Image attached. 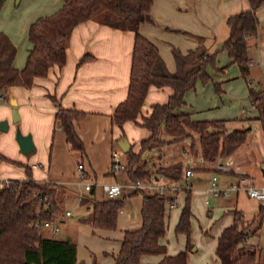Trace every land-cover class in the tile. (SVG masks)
I'll use <instances>...</instances> for the list:
<instances>
[{
    "label": "crops",
    "instance_id": "0c3cea01",
    "mask_svg": "<svg viewBox=\"0 0 264 264\" xmlns=\"http://www.w3.org/2000/svg\"><path fill=\"white\" fill-rule=\"evenodd\" d=\"M11 1L5 0L0 10L2 21L4 24L6 23V26L9 25L7 22L10 20L13 23L16 21L17 30H21L22 34L17 36L10 30V27H4L0 29V32L5 33L16 46L13 66L22 69L31 46L27 38L29 25L40 17L49 16L58 11L63 0H26L27 5L19 12L11 9ZM6 3L11 10L10 13L7 10L4 11ZM247 9V0H151L149 14L152 21L140 23L137 26V32L155 45L165 68L169 72H173L175 68L171 48H175L184 54L196 46V37H199L208 53L216 52V67H222L220 71L207 68L211 80L217 83L220 89V94L216 96L221 98L222 94L227 91V96L235 99L238 93L236 88L239 87L241 96L249 102L246 80L240 76L238 66L231 62L226 53L220 49L228 36L226 19ZM4 17L9 20L5 22ZM255 17L257 20L256 33L253 37L246 39L247 44L251 47L252 55L248 63L247 80L251 86L259 89L264 87V2L255 10ZM132 40V31L112 28L100 24L94 19L86 20L72 29L66 46V61L61 67H51L46 77L34 78L32 85L28 88L17 85L8 89V99L0 100V102L9 101L10 103V99L15 100L21 121V132L31 134L34 150L31 156H27L25 159L16 153L18 145L14 140V131L0 134V155L17 163L13 164L9 161L0 160V180L24 179L27 169L32 178L37 181L54 182L62 185L64 189L62 194L67 197V201L76 197V202H78L79 197L84 195L85 192H81L80 188L84 179L81 178L76 169V156L66 143L64 131L55 121V112L60 106L85 113L81 119L75 122L74 126L83 146L81 162L83 164V176L86 180L92 182L94 187L98 184L100 188L102 183L118 182L122 186L121 194L124 195L130 191L125 173L122 172V175H118V172H111L110 153L122 139H126L127 146L131 145L132 150L135 151L138 142L146 138L148 132L129 121L123 124L121 130L117 125L112 124L110 114L113 107L127 96ZM18 42L21 43L20 46H18ZM84 54H89L91 59L78 65L79 59ZM210 83L200 85V88L207 89V95H209L212 87ZM198 85L196 84L194 88L196 89ZM188 91L183 96L184 105L179 107L176 112L187 113L191 120L200 121L202 119L192 117L193 111L196 112L201 109L206 111L210 108V96L198 102L204 105L193 109L189 103L191 100ZM169 94L170 89L168 87L150 86L144 97L137 121H140L141 116L148 115L151 104L165 102ZM240 112L248 113L249 111L248 109H240ZM10 116L11 108L6 104H0V120L9 121ZM256 117L257 111L252 116H247V119L251 118L257 122L259 120ZM122 135L124 136L122 137ZM163 138L166 140L168 136L165 135ZM3 139L7 145L5 148L1 145ZM238 147L223 158L232 156ZM160 157L158 152L156 154L157 160ZM227 167L229 170L223 172L225 177L219 180L220 186L234 182L237 174L249 176L254 185L264 184L261 181L254 183L246 167L238 162H235L233 167ZM185 169L190 168L181 169L180 179L183 177ZM190 170L192 172V169ZM120 177H125V181L119 180ZM166 180L170 184L167 183L162 186L163 192L171 193L173 201L172 206H169L167 202L164 203V233L158 239V243L165 247V253L163 255H141L139 257L141 263H157L164 255H174L180 251H187L189 256L203 259L198 264H219L214 254V248L220 232L231 222V212L238 211L241 213L239 226L249 223L254 215L261 214L262 209L257 202L247 198L242 191H231L227 195H217L211 193L209 189H204V199L202 200L204 208L208 204L206 196L210 192L213 196L226 198L218 216H222L221 213L226 211L230 214L224 216L220 222L212 223L214 220L211 217L212 212L207 209L205 213L207 218L202 222L203 224L198 226L202 245L199 246L196 240H192L191 247H187L185 235L179 233L182 235L181 238H178L179 241L174 247H171L165 240V231L171 216L174 232V226L184 204L186 192L178 188L176 181ZM197 180L200 181V178L198 177ZM125 187L128 189L127 192H124ZM134 197H136L135 204L137 205L139 201L140 206V196L132 195L130 198ZM174 209L176 210L174 211ZM189 211L190 225V222L195 219L194 209L190 208V205ZM132 216V212H129L128 216L126 211L122 209L117 216V227L112 231L98 230L93 234L87 225H83L84 233L78 230L74 231L71 237L76 243L78 262L92 264L95 260L96 264H113L112 254L119 249L122 232L126 229H134L139 225V218L132 220ZM41 231L51 237L55 236L49 230ZM250 238L254 240L255 235L249 234L246 239L247 243L254 245L253 241L250 243ZM205 250L206 255H204Z\"/></svg>",
    "mask_w": 264,
    "mask_h": 264
},
{
    "label": "trees",
    "instance_id": "16d2710c",
    "mask_svg": "<svg viewBox=\"0 0 264 264\" xmlns=\"http://www.w3.org/2000/svg\"><path fill=\"white\" fill-rule=\"evenodd\" d=\"M4 1L0 0V10ZM263 2L247 0V10L226 19L228 36L220 48L238 66L240 76L246 80L249 102L257 111L256 119L262 123L264 87L255 89L247 80L248 63L252 55L246 39L256 33L255 10ZM150 4L151 0H63L58 11L40 17L29 25L27 38L31 46L22 69L13 66L16 46L5 33L0 32V95H3V99H8L10 87L18 85L28 88L34 78L46 77L51 67H61L66 61L70 33L79 23L94 19L100 24L133 32L127 96L113 107L110 114L112 124L121 130L123 124L129 121L148 132V136L138 142L135 151L130 145L124 152V173L128 182L149 180L152 169L153 178L178 181L181 163L155 167L151 163V151L187 137L186 128L197 134L200 156L207 163L231 154L244 142L247 134L244 127L226 131L222 120H191L187 113L176 112L184 105L185 92L193 89L197 82H211L214 91L219 93V86L211 80L207 68L220 71L222 67H216V52L208 53L201 39L196 37V46L184 54L171 48L175 68L169 72L155 45L137 32L140 23L152 21ZM89 59L91 56L84 54L78 65ZM150 86L168 87L170 94L165 102L151 104L148 115L141 116L138 122L137 117ZM84 115L82 111L60 106L55 112V121L64 131L66 143L76 156L77 164H82L83 146L74 125ZM161 131L169 137L168 140L159 137ZM0 160L12 162L2 155ZM62 190L60 184L33 179L27 169L26 178L9 179V183L0 187V264H84L77 260L76 243L70 235L51 237L35 226L37 221L59 222L57 211ZM131 195L140 196L139 225L122 232L119 249L112 254L113 264H150L141 263L139 257L165 253V247L158 243V239L164 233V203L173 201L171 193L159 194L155 190L130 188L127 194L120 193L115 198L98 200L95 198V187L92 186L80 196L78 205L85 208L87 213L79 221L89 226L93 234L98 230H115L124 200ZM40 197L46 199V206L38 202ZM231 213V222L220 232L214 248L219 264H259L256 245L246 242L249 234L256 235L259 222L255 225L252 219L241 227L238 225L241 213ZM189 216V191H186L174 233L184 234L186 246L190 248ZM67 236L71 238L69 241L66 240ZM186 259V251H180L174 255H164L153 264H185ZM92 264H96L95 260Z\"/></svg>",
    "mask_w": 264,
    "mask_h": 264
},
{
    "label": "rangeland",
    "instance_id": "374dc122",
    "mask_svg": "<svg viewBox=\"0 0 264 264\" xmlns=\"http://www.w3.org/2000/svg\"><path fill=\"white\" fill-rule=\"evenodd\" d=\"M5 2V1H4ZM8 2V1H7ZM25 5H27L26 0H21V2L16 3L15 0L11 1V9L19 12L21 11ZM29 5V4H28ZM7 10L9 13L11 10L8 8V3H6L4 11ZM5 18V17H4ZM9 20L5 18V22ZM9 25L6 26V23L4 24V21H2V15H0V29H3L4 27L9 28L12 30L17 36H20L21 30H17V22L15 23L7 22ZM20 39V37H19ZM21 43L18 42V46H20ZM210 82L206 83H195L199 84L198 87L195 89H190L188 91L189 97L191 102V105L193 109L195 107H201L204 105L203 103H198L201 100L207 99L210 96L211 99V106L206 111L203 109L196 111H193V118L202 119L203 121H216V120H222L224 122V127L226 131L232 130L234 128H240L244 127L247 129V134L244 142L239 145L237 151L233 153L232 156L228 158L219 157L214 160V162L207 163L202 160L200 156V148L198 143V137L197 134L190 129L186 128L185 132L187 133V137L173 141L171 143H167L164 145H161L157 147L155 150L152 149V165L156 166H167L168 164H171L172 162H180L181 163V169L185 167H189L192 169V175L189 180L190 186H185V179L182 177L180 180L176 181V184L180 190L188 191L190 189L189 193V205L190 208L194 209L195 219H193L190 222L189 225V243L192 242V240H196L201 246L202 244V238L200 235V232L198 230V226L203 224L202 222L207 218L205 215L206 210L212 212V223H218L221 220L224 219V216H228L229 212H222V216H218V213L220 215L221 206H223V202L226 199L222 196H213L210 194H207L206 198L208 200V204L203 206L202 200L204 199V189L208 190L210 187V178L212 176H215V184L217 187H224L220 186L219 180L221 178L225 177V173L223 172H214L215 170V164L220 162L222 165L233 167L235 165V162H238L240 165H244L248 172L250 173V176L253 179V182L256 183V181L264 182V177L262 176V170L264 171V122L260 121H253L251 118L247 119V116H252L255 114V109H250L248 100L246 101L245 98L241 96L240 88H236L238 93L235 96V99L229 98L227 96V91H225L222 94L221 98H218L216 95L220 93H216L214 91V88L211 84V89L209 91V95H207L208 91L207 89L200 88V85H205ZM224 89V88H223ZM225 90V89H224ZM9 98L11 96L9 95ZM0 104H6L8 107L12 108L15 107L17 113L18 109L17 106L10 105L9 101H1ZM247 107V108H246ZM240 109H248V113H242L240 112ZM12 115V114H11ZM19 128L21 131V121L17 120L16 122L12 121V117L10 116V120L8 121V130L7 131H0V134H6L10 131H14V140H15V132L16 129ZM165 134L161 131L159 134V137L161 139H164L163 137ZM166 138V140H168ZM16 141V140H15ZM17 143V142H16ZM1 145L5 148L7 147L5 140H1ZM18 145V144H17ZM119 147L117 144L115 148ZM33 152V151H32ZM32 152L28 154H24L20 151L19 147L16 150V153L19 156L24 157L25 159L27 156H31ZM161 155L159 160L156 158V154ZM148 156H151L150 154H146ZM122 158H125L124 152L122 151ZM216 162V160H218ZM25 161V160H24ZM235 161V162H234ZM15 163L16 162H11ZM150 166H152L149 163ZM125 170L118 172L117 174L122 175ZM153 169L151 170V175L149 180L144 181L145 183H149L151 185H155L157 187H162L164 184L169 183L165 178L158 177L156 180L153 178ZM181 177V175H180ZM200 178V181L197 180V178ZM119 180L125 181V177H120ZM174 183V182H172ZM170 184V183H169ZM175 184V183H174ZM81 192H85L83 189V185L80 186ZM189 188V189H188ZM127 192V187L124 188ZM61 202L59 204V208L57 211V220L59 221L60 225V232L58 233L57 237H63L65 235H72V233L76 230L84 233L83 225L80 223V219L83 218V215L87 213V210L84 209L82 206H79V200L76 202V197L71 198V200L67 201V197L64 194L59 193ZM132 196V195H131ZM131 196H127L124 200L123 210L126 211L127 215L129 216V212L133 213L132 220L139 218V201L137 205L135 204V198H130ZM138 196V195H136ZM106 196L101 191L100 186L97 184L95 186V198L100 200L104 199ZM80 199V197H79ZM39 204V203H38ZM176 209H178V206H176ZM174 209V211L176 210ZM70 211V215H65V211ZM171 215V214H170ZM172 217L170 216L168 223V228L165 231V240L169 243L171 247H174L176 242H178V238H181V234H174L172 230ZM240 222V221H239ZM253 222L255 225L259 222V226L255 235L254 240L250 238V243L253 241L258 249V260L260 264H264V209L261 210V214L257 216L254 215ZM249 223H246L247 225ZM239 225V223H238ZM244 224L241 225V227L245 226ZM251 226V225H250ZM75 229H74V228ZM247 242V241H246ZM202 249V247H200ZM207 250V249H206ZM206 250L204 251V255L207 254ZM187 259L185 264H198L201 263L203 259L201 258H195L192 255L189 256L188 252L186 251Z\"/></svg>",
    "mask_w": 264,
    "mask_h": 264
},
{
    "label": "built area",
    "instance_id": "2783aa9c",
    "mask_svg": "<svg viewBox=\"0 0 264 264\" xmlns=\"http://www.w3.org/2000/svg\"><path fill=\"white\" fill-rule=\"evenodd\" d=\"M0 100H3V95H0ZM253 106L250 104V109ZM254 109V108H253ZM110 168L113 173H117L123 171L125 169V163L122 158V150L120 147L113 148L110 153ZM77 171L80 173L81 178L84 179L82 181L84 190H89L93 183L87 181L83 176V164H77ZM215 170L220 172H227L229 168L220 163L215 164ZM192 175L190 169H185L183 172V177L185 179V186H189V180ZM9 183V179L0 180V187ZM131 189H146V190H155L157 193H163V187L153 186L151 184H147L142 181L128 182L127 185ZM101 189L106 198H115L121 193L122 186L118 182H107L101 184ZM209 191L213 194L217 195H227L231 191H242L246 195L247 198L252 199L257 202L259 206L264 209V184L254 185L249 176L244 174H237L236 180L224 187H217L215 184V176L211 177ZM38 202L41 203L42 206H46V199L40 197ZM169 206H172V202H167ZM65 215H70V211L66 210ZM35 226L40 230H49L50 233L54 236L60 232V225L56 221L52 220H44L37 221Z\"/></svg>",
    "mask_w": 264,
    "mask_h": 264
},
{
    "label": "water",
    "instance_id": "95a60500",
    "mask_svg": "<svg viewBox=\"0 0 264 264\" xmlns=\"http://www.w3.org/2000/svg\"><path fill=\"white\" fill-rule=\"evenodd\" d=\"M20 0H15L16 3H18ZM10 104L13 106L16 105V102L14 99H10ZM11 117H12V121L16 122L17 120H19V116L18 113L14 108H12V113H11ZM8 130V120L3 119L0 120V131H7ZM15 140L18 144V147L20 149V151L24 154H28L30 152H32L34 150V144L32 141V136L30 133L27 134H23L19 128L16 129L15 132ZM119 147L121 148V150L123 152H125L127 150V140L126 139H122L118 142ZM262 175L264 176V171L262 170ZM156 179V178H154ZM71 238L70 236L66 237V240L69 241Z\"/></svg>",
    "mask_w": 264,
    "mask_h": 264
}]
</instances>
